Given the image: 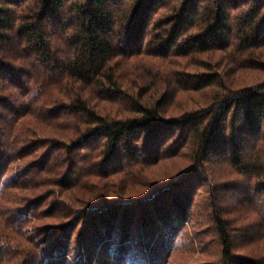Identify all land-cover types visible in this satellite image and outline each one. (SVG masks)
<instances>
[{"label": "rangeland", "instance_id": "374dc122", "mask_svg": "<svg viewBox=\"0 0 264 264\" xmlns=\"http://www.w3.org/2000/svg\"><path fill=\"white\" fill-rule=\"evenodd\" d=\"M232 51L168 58L139 53L118 59L114 68L129 96L152 105L164 97L161 113L168 117L200 108L217 94L216 87H182L176 78L191 72H219L232 87L264 83V69L244 61L252 53L264 60V46L244 56ZM7 74L0 72V264L58 248L56 264H264V186L235 169L221 150L198 161L190 139L181 148L178 139H169L166 155L151 164L106 163L91 150L65 159L66 144L47 157L54 139L69 140L85 127L76 114L57 115L61 102L79 95L101 114L136 113L125 98L61 85L39 68L21 75L20 83ZM18 112L23 115L5 138ZM14 136L17 146L10 148L7 140ZM215 216L228 226L229 257L222 254Z\"/></svg>", "mask_w": 264, "mask_h": 264}, {"label": "trees", "instance_id": "16d2710c", "mask_svg": "<svg viewBox=\"0 0 264 264\" xmlns=\"http://www.w3.org/2000/svg\"><path fill=\"white\" fill-rule=\"evenodd\" d=\"M262 46L264 0H0V72L6 71L10 82L20 83L21 75L30 77L39 68L61 85L77 83L125 98L136 113L101 114L79 95L61 102L57 115L76 114L85 127L69 140L54 139L47 157L66 144L61 153L65 159L72 158L73 151L81 156L91 150L90 155L106 163L120 158L151 164L166 155L167 140L178 139L181 148L190 139L198 161L221 150L235 169L264 186V83L232 87L219 72H191L176 78L182 87L192 91L216 87L217 94L200 108L166 117L161 113L164 97L152 105L129 96L114 68L118 59L139 53L168 58L233 50L244 56ZM247 58L244 61L264 69L262 58L253 53ZM14 61H24L25 66L16 69ZM23 112L11 115L5 138ZM17 138L7 140L8 147L15 148ZM1 143L0 138V148ZM153 196L154 192L146 200ZM182 201L176 202L178 208ZM214 220L222 254L229 257L228 226L220 216ZM58 249L43 257L32 250L20 264H56L52 259L61 252Z\"/></svg>", "mask_w": 264, "mask_h": 264}]
</instances>
